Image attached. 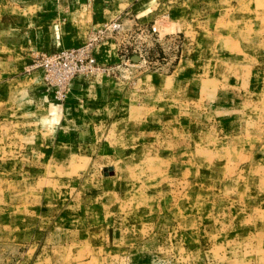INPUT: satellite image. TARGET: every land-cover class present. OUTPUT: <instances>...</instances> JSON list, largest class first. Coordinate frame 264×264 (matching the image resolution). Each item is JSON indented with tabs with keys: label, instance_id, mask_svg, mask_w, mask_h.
<instances>
[{
	"label": "rangeland",
	"instance_id": "rangeland-1",
	"mask_svg": "<svg viewBox=\"0 0 264 264\" xmlns=\"http://www.w3.org/2000/svg\"><path fill=\"white\" fill-rule=\"evenodd\" d=\"M140 1L62 87L0 0V264H264V0Z\"/></svg>",
	"mask_w": 264,
	"mask_h": 264
},
{
	"label": "crops",
	"instance_id": "crops-1",
	"mask_svg": "<svg viewBox=\"0 0 264 264\" xmlns=\"http://www.w3.org/2000/svg\"><path fill=\"white\" fill-rule=\"evenodd\" d=\"M134 1L137 0H45L47 20L42 29L46 54L79 47L86 41L89 44L113 23L129 21L134 11H141L142 2ZM99 46L102 60L115 51L110 40ZM110 59L112 64L116 56Z\"/></svg>",
	"mask_w": 264,
	"mask_h": 264
},
{
	"label": "built area",
	"instance_id": "built-area-1",
	"mask_svg": "<svg viewBox=\"0 0 264 264\" xmlns=\"http://www.w3.org/2000/svg\"><path fill=\"white\" fill-rule=\"evenodd\" d=\"M117 28L116 24L107 27L102 34L97 38H102V35L107 32H112ZM92 49V42L87 45L68 48L60 53L49 55L46 59V81L51 86L65 87L71 83L74 78L83 70L86 65V60L93 63L94 60L88 56Z\"/></svg>",
	"mask_w": 264,
	"mask_h": 264
}]
</instances>
